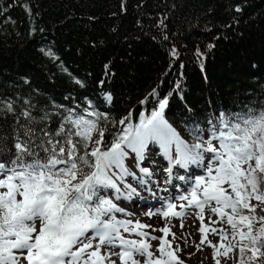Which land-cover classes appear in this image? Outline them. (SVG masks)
Wrapping results in <instances>:
<instances>
[{
  "label": "snow or ice",
  "instance_id": "obj_1",
  "mask_svg": "<svg viewBox=\"0 0 264 264\" xmlns=\"http://www.w3.org/2000/svg\"><path fill=\"white\" fill-rule=\"evenodd\" d=\"M234 10L243 9L237 5ZM45 55L58 59L51 51ZM171 55L178 56L175 48ZM197 55L203 57L199 50ZM76 83L83 86L79 80ZM150 97L156 106L142 109L137 123L132 122L131 111L115 122L122 127L110 143L104 140L106 128L99 126L107 114L94 108L79 115L66 109L58 127L51 130L49 114L34 115L30 100L16 115L15 101L0 99V111L13 114L18 126L11 147H0V264H117V260L119 264H183L177 255L180 245L172 248L177 237L170 217L180 220L183 232L186 216L200 222L198 251L207 243L214 256L231 258L229 253L238 250L237 264H259L264 258V216L255 215L258 205L252 201L264 205V107L210 115L203 127L193 122L185 138L165 118L168 96L159 98L153 89L140 104ZM105 100H112L111 93L105 94ZM154 155L167 161L162 168L164 184L172 183L176 169L200 170L175 176L187 189L170 199L161 197V209L145 214L165 221L159 229L119 218L117 214H132L114 202L138 194L129 178L142 189L156 183L153 169L143 166ZM151 163L159 166L154 159ZM206 209L218 219L210 215L205 224ZM217 223L227 224L231 231L212 226ZM209 232L219 236L218 244L208 240ZM180 239L187 243L183 235ZM156 240L154 252L150 241Z\"/></svg>",
  "mask_w": 264,
  "mask_h": 264
},
{
  "label": "trees",
  "instance_id": "obj_2",
  "mask_svg": "<svg viewBox=\"0 0 264 264\" xmlns=\"http://www.w3.org/2000/svg\"><path fill=\"white\" fill-rule=\"evenodd\" d=\"M153 89L185 138L210 115L264 107V0H0V99L15 101L16 115L30 100L55 130L66 109L94 108L107 114L99 126L110 143L115 122L156 106L140 104ZM16 127L0 111V147Z\"/></svg>",
  "mask_w": 264,
  "mask_h": 264
},
{
  "label": "rangeland",
  "instance_id": "obj_3",
  "mask_svg": "<svg viewBox=\"0 0 264 264\" xmlns=\"http://www.w3.org/2000/svg\"><path fill=\"white\" fill-rule=\"evenodd\" d=\"M93 138L95 139L97 137L94 135ZM152 151H153V153H155V151H156L155 146H153ZM154 156L158 157L160 162H163L161 160V157H159V155L158 156L154 155ZM152 157H151V159H152ZM143 165L145 167H147L148 164L144 163ZM148 167H150V166H148ZM179 171H181V170L177 169V172H179ZM199 171L200 170L197 169L196 171H192V172H199ZM177 175H175V176H177ZM164 178L165 177H163V175H162L161 178L159 179L160 180V182H159V184H160L159 188L160 189H159V192L157 193V196L159 195L160 200H161V197L169 198L163 192V189H162L163 187H165L163 184ZM129 182L133 183L134 187L136 186V185H134L135 182L132 181L131 178H129ZM174 186L177 188L180 185L174 183ZM180 192L181 191L179 190V192H177V194H179ZM137 193L140 194L138 191H137ZM142 195H144V193H142ZM136 197H137V194L133 195V197L131 199L135 200ZM142 200H135V202L130 200L129 203H127V201L126 200L124 201L123 199H121L120 201H114V202L118 203L119 206L124 207L128 213L132 214L129 217H124L121 214H117V216L119 218L132 219L134 221L140 220L142 223L151 224L152 226H154L157 229L162 228L165 224V221L161 217H159V216L149 217V216L145 215L149 211H159L162 207V202L158 203V201H154L153 204L149 205V203L144 202V200L143 201ZM252 203L258 205L256 208V211H255L256 214H264V205H259L258 202L255 200H253ZM189 211H192V210L190 209ZM210 215H211L212 220L218 219L217 216L212 215L206 209L205 210V220H204L205 224L209 223L208 217ZM170 223L172 225L171 231L174 232L176 234V237H177L176 241L172 244V248L175 249L176 244L180 245L181 251L179 253H177V255L183 261V264H216L217 259H219L220 264H237V260L239 259L238 250H236L232 253H229V257H231V258H225L222 255L214 256L215 250L212 247L208 246L207 243H205L204 245L201 246V250H199V251L197 250L196 244H198L200 239H201V233H199L198 229L201 225H200L199 220H197L195 218V216H186L184 218L185 228H184L183 232L180 228V220L179 219L170 217ZM212 226L216 227L217 229L223 227L226 230H228L229 232L231 231L230 227L225 223H217V224L212 225ZM144 231L149 232L152 235H155L158 237L163 236L162 232H160V231L152 232L151 228H146V229H144ZM125 235H127V234H125ZM182 235L187 239L186 244L183 240L180 239V237ZM169 236H170V241H171L172 236L171 235H169ZM130 238L138 239L139 237L132 236ZM207 238H208V240H210L212 242V244H218L219 243V236L216 234H212L211 232H209L207 234ZM150 243L152 244V250L155 252L156 248L159 244V241L158 240L150 241ZM221 251H223V250H221ZM189 253H192L193 255L189 256L188 255ZM157 255H159V253H157ZM117 264H119L118 260H117Z\"/></svg>",
  "mask_w": 264,
  "mask_h": 264
},
{
  "label": "bare ground",
  "instance_id": "obj_4",
  "mask_svg": "<svg viewBox=\"0 0 264 264\" xmlns=\"http://www.w3.org/2000/svg\"><path fill=\"white\" fill-rule=\"evenodd\" d=\"M152 159L156 160L159 163V166L158 167L156 165H153L151 163V160L150 161L149 160H146L145 161V164H148L147 167L148 166H150V167L152 166L151 168L156 173V175H155V181H156V183H150L148 186H146L143 189L140 188L136 183H134V185H136L135 187H137V191L140 193V194H137V197H136L135 200H142L143 199L144 202L149 203V205L153 204L154 201H158L160 203L162 202L160 200L159 195L157 196V193L159 192V189H160V188L157 187V183L160 182L159 179L161 178L162 175L164 177V174L162 172V168L167 166V161H163L161 159L163 162H160V160L156 156H153ZM180 170L181 171H179V172H177V169L174 170V178H173L171 184H164L163 183L165 187H163L162 189H164V188H167L168 189L167 191H163V192L169 197V199L172 198V197L177 196L178 195L177 192H179V190L180 191H182V190L185 191L187 189L186 183L184 181H180V180L175 179V175L178 174L177 176H179L181 174V175L187 176L189 174V172L196 171L197 168H195V166H192V168H190L188 170V172H186L183 169H180ZM174 183L179 184L180 186L176 188L174 186ZM148 187L151 188V191L147 190ZM142 193H144V195H142ZM130 200L135 202L134 199H130ZM167 239L170 240V236H168Z\"/></svg>",
  "mask_w": 264,
  "mask_h": 264
}]
</instances>
